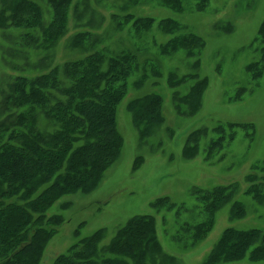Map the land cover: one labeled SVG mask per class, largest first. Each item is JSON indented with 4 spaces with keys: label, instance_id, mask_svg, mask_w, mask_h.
I'll list each match as a JSON object with an SVG mask.
<instances>
[{
    "label": "rangeland",
    "instance_id": "obj_1",
    "mask_svg": "<svg viewBox=\"0 0 264 264\" xmlns=\"http://www.w3.org/2000/svg\"><path fill=\"white\" fill-rule=\"evenodd\" d=\"M14 1L0 0L2 104L12 102L17 78L48 90L62 76L70 81L76 58L98 56L103 67L122 54L131 61L116 80L120 156L90 189L39 212L52 231L37 264H56L101 230L99 249L109 247L145 216L165 264L166 255L177 264H264L253 245L238 258L218 250L232 229L264 235V72L256 73L264 67V0H71L55 30L13 17ZM29 1L47 27L53 1ZM150 100L153 112L139 120L129 104L142 112Z\"/></svg>",
    "mask_w": 264,
    "mask_h": 264
},
{
    "label": "trees",
    "instance_id": "obj_2",
    "mask_svg": "<svg viewBox=\"0 0 264 264\" xmlns=\"http://www.w3.org/2000/svg\"><path fill=\"white\" fill-rule=\"evenodd\" d=\"M52 1L54 17L47 27L34 1L15 0L12 16H19L32 28L62 29L71 0ZM262 36L264 40V28ZM47 40L41 44L45 46ZM82 40L77 37L79 43ZM128 56L122 54L105 67L95 55L76 58L68 70L70 81L66 82L65 76L56 79L51 91L36 84L37 80L29 88L24 83L26 78H17L9 95L12 102H0V264H37L39 248L52 231L38 223L43 215L39 212L69 191L90 189L120 156L122 137L116 126V110L122 93L116 80L127 75L131 66ZM52 72L43 74V78H49ZM263 72L264 67L256 71ZM151 104L150 100L142 112L129 105L141 120L153 112ZM145 217L132 219L109 247L99 249L105 232L101 230L56 264H130L128 257L134 264H165L160 259L163 248L156 239L152 218ZM259 231L232 229L218 247L219 257H241L251 245L255 247L253 253L263 251L264 235ZM100 251H109L110 255ZM163 259L177 264L172 256Z\"/></svg>",
    "mask_w": 264,
    "mask_h": 264
}]
</instances>
